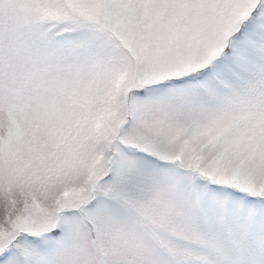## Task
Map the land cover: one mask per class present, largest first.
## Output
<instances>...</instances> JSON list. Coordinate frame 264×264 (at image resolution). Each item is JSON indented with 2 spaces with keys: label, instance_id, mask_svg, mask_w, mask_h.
Returning <instances> with one entry per match:
<instances>
[{
  "label": "snow or ice",
  "instance_id": "snow-or-ice-1",
  "mask_svg": "<svg viewBox=\"0 0 264 264\" xmlns=\"http://www.w3.org/2000/svg\"><path fill=\"white\" fill-rule=\"evenodd\" d=\"M0 264H264V0H0Z\"/></svg>",
  "mask_w": 264,
  "mask_h": 264
}]
</instances>
